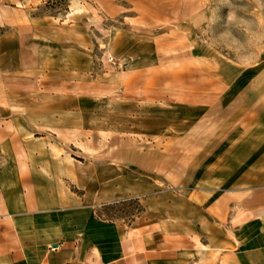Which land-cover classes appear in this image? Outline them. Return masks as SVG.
<instances>
[{"label": "crops", "instance_id": "obj_1", "mask_svg": "<svg viewBox=\"0 0 264 264\" xmlns=\"http://www.w3.org/2000/svg\"><path fill=\"white\" fill-rule=\"evenodd\" d=\"M134 30L103 75L88 24L0 0V264H264V55L192 69Z\"/></svg>", "mask_w": 264, "mask_h": 264}, {"label": "rangeland", "instance_id": "obj_2", "mask_svg": "<svg viewBox=\"0 0 264 264\" xmlns=\"http://www.w3.org/2000/svg\"><path fill=\"white\" fill-rule=\"evenodd\" d=\"M28 0L36 17L75 20L90 26L95 71L112 72L107 43L116 28H136V33L163 36L160 52L171 63L186 60L194 69L195 56L203 67L235 73L264 55V0ZM106 50V49H105ZM114 58V57H113ZM106 75L105 77H107ZM142 208L133 204L126 209ZM113 214V213H112Z\"/></svg>", "mask_w": 264, "mask_h": 264}, {"label": "built area", "instance_id": "obj_3", "mask_svg": "<svg viewBox=\"0 0 264 264\" xmlns=\"http://www.w3.org/2000/svg\"><path fill=\"white\" fill-rule=\"evenodd\" d=\"M109 59H110V61H114V58L111 56V57H109Z\"/></svg>", "mask_w": 264, "mask_h": 264}]
</instances>
